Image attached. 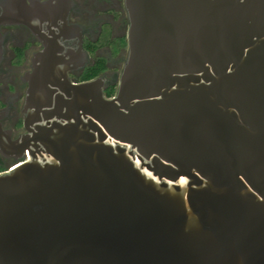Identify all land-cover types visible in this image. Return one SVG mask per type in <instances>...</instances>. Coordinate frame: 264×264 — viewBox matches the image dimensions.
Returning <instances> with one entry per match:
<instances>
[{
	"label": "water",
	"instance_id": "95a60500",
	"mask_svg": "<svg viewBox=\"0 0 264 264\" xmlns=\"http://www.w3.org/2000/svg\"><path fill=\"white\" fill-rule=\"evenodd\" d=\"M67 2L48 33L28 23L0 264H264V0H124L111 97L68 76L90 56Z\"/></svg>",
	"mask_w": 264,
	"mask_h": 264
},
{
	"label": "flooded vegetation",
	"instance_id": "af4514ba",
	"mask_svg": "<svg viewBox=\"0 0 264 264\" xmlns=\"http://www.w3.org/2000/svg\"><path fill=\"white\" fill-rule=\"evenodd\" d=\"M50 1L55 6V0H0V174L28 159L27 150L23 157L17 144L25 133L22 113L27 89L25 76L32 71L33 60L43 49V42L29 24L46 33L53 29L56 6L51 9ZM67 1L61 10L67 9L69 24L80 27L83 48L90 56L83 67L68 71L70 80L83 81L81 74L95 55L106 59V69L97 76L115 81L112 85L116 86L127 46L114 56L108 45L101 44V37L109 34L111 39L126 38L128 18L124 0ZM12 11L16 12L17 20L10 16Z\"/></svg>",
	"mask_w": 264,
	"mask_h": 264
},
{
	"label": "trees",
	"instance_id": "16d2710c",
	"mask_svg": "<svg viewBox=\"0 0 264 264\" xmlns=\"http://www.w3.org/2000/svg\"><path fill=\"white\" fill-rule=\"evenodd\" d=\"M101 39H102L101 44L108 45L111 54L114 56L118 55L121 52V50L126 48L127 46V41L125 36L115 37L111 39L110 35L106 34L102 36ZM92 59L93 61L84 69V71L81 74V79L83 81L96 77L100 72L106 69V59L104 57L93 55ZM115 90H116L115 85H108L104 89V94L107 97H111L115 93Z\"/></svg>",
	"mask_w": 264,
	"mask_h": 264
},
{
	"label": "built area",
	"instance_id": "2783aa9c",
	"mask_svg": "<svg viewBox=\"0 0 264 264\" xmlns=\"http://www.w3.org/2000/svg\"><path fill=\"white\" fill-rule=\"evenodd\" d=\"M27 157H28V155H27ZM24 161H22V162H20V163H18V164H21V163H23Z\"/></svg>",
	"mask_w": 264,
	"mask_h": 264
}]
</instances>
